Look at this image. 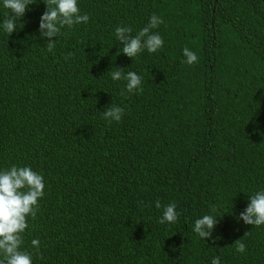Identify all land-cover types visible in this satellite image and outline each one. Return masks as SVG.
<instances>
[{
	"label": "trees",
	"instance_id": "16d2710c",
	"mask_svg": "<svg viewBox=\"0 0 264 264\" xmlns=\"http://www.w3.org/2000/svg\"><path fill=\"white\" fill-rule=\"evenodd\" d=\"M33 2L10 36L0 27V171L45 183L23 237L32 264H264V226L239 219L264 190V0H78L88 23L62 28L51 53ZM153 14L163 47L127 57L115 29L135 36ZM116 68L143 91L122 95ZM113 105L124 114L109 123ZM173 203L177 221L160 224ZM206 214L218 222L204 240Z\"/></svg>",
	"mask_w": 264,
	"mask_h": 264
},
{
	"label": "clouds",
	"instance_id": "9594fccd",
	"mask_svg": "<svg viewBox=\"0 0 264 264\" xmlns=\"http://www.w3.org/2000/svg\"><path fill=\"white\" fill-rule=\"evenodd\" d=\"M46 10L40 17L39 32L42 38H47L46 48L51 53L56 47V40L61 34V29H71L74 25L88 23L89 16L81 15L78 0H43ZM33 0H3V8L7 10L2 25L3 31L10 36L16 31L17 20L24 17L25 12ZM164 21L156 14L151 15L148 23L135 35L132 28L119 26L115 29V38L122 45V53L133 59L141 52L156 53L163 47L164 40L154 32ZM182 61L189 66L198 62V56L188 47H184ZM72 56L69 53L64 59L67 61ZM113 81H126L125 90L121 93L142 92V77L134 71L126 75L123 69L110 73ZM124 109L113 105L102 112V118L109 123L120 122ZM44 177L29 166L12 165L0 171V264H32L33 253L22 248L24 233L28 228V218L35 220L39 210V200L44 196ZM156 208H161L159 201L155 202ZM216 211L215 208L212 209ZM178 219L176 205L169 204L163 208L160 224L175 223ZM240 220L247 225L259 228L264 226V190L257 191L249 196V202ZM218 218L213 215H203L194 222L193 231L201 238H211L212 230L217 225ZM247 233V232H246ZM245 233V234H246ZM31 245L39 253L40 241L32 239ZM235 251L245 253L246 245L239 239L235 241ZM211 264H221L220 257L214 256Z\"/></svg>",
	"mask_w": 264,
	"mask_h": 264
}]
</instances>
